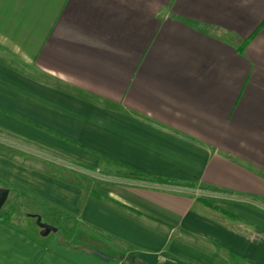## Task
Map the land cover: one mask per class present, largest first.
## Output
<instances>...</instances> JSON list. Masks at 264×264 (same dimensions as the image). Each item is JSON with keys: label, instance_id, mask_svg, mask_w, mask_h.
<instances>
[{"label": "crops", "instance_id": "1", "mask_svg": "<svg viewBox=\"0 0 264 264\" xmlns=\"http://www.w3.org/2000/svg\"><path fill=\"white\" fill-rule=\"evenodd\" d=\"M0 188V264H264V0H0Z\"/></svg>", "mask_w": 264, "mask_h": 264}, {"label": "water", "instance_id": "2", "mask_svg": "<svg viewBox=\"0 0 264 264\" xmlns=\"http://www.w3.org/2000/svg\"><path fill=\"white\" fill-rule=\"evenodd\" d=\"M8 193H9L8 189L0 188V209L2 208L4 203L6 202V199L8 197ZM35 222H36L37 226L41 229L40 234L43 236L47 235L50 231L56 230V228L53 225L41 221V217L39 215L36 216ZM91 253H94L101 258H108L107 255L102 254L101 252H99L98 250H95V249L91 250Z\"/></svg>", "mask_w": 264, "mask_h": 264}, {"label": "rangeland", "instance_id": "3", "mask_svg": "<svg viewBox=\"0 0 264 264\" xmlns=\"http://www.w3.org/2000/svg\"><path fill=\"white\" fill-rule=\"evenodd\" d=\"M95 180V179H94ZM89 183V182H88ZM87 183V184H88ZM92 184V183H91ZM90 185V184H89ZM16 208V212L15 213H17L18 215H20V216H26V213H28V212H26L25 210H22L20 207H15ZM32 219V218H31ZM42 221L44 222L45 221V218L43 217L42 218ZM35 225H36V223H35ZM54 226V225H53ZM55 227V226H54ZM60 233H64V230L62 229L61 230V232H58V234H56V233H54V234H56L55 236H59V234ZM54 234L52 233V235L51 236H54Z\"/></svg>", "mask_w": 264, "mask_h": 264}, {"label": "trees", "instance_id": "4", "mask_svg": "<svg viewBox=\"0 0 264 264\" xmlns=\"http://www.w3.org/2000/svg\"><path fill=\"white\" fill-rule=\"evenodd\" d=\"M13 212L14 211H7V212H4L3 211V209L2 210H0V217L2 218V219H10L11 217H12V214H13ZM32 216H34L35 217V215L34 214H32Z\"/></svg>", "mask_w": 264, "mask_h": 264}]
</instances>
